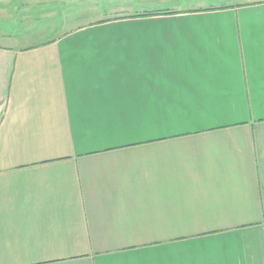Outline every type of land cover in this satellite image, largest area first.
Returning a JSON list of instances; mask_svg holds the SVG:
<instances>
[{"label": "crops", "instance_id": "0c3cea01", "mask_svg": "<svg viewBox=\"0 0 264 264\" xmlns=\"http://www.w3.org/2000/svg\"><path fill=\"white\" fill-rule=\"evenodd\" d=\"M0 264H264V0H0Z\"/></svg>", "mask_w": 264, "mask_h": 264}]
</instances>
